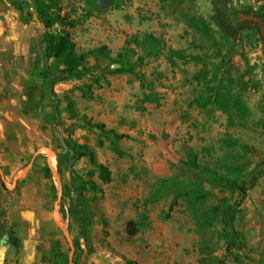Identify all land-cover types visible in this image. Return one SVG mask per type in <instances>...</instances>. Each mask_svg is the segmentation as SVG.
Segmentation results:
<instances>
[{
	"label": "rangeland",
	"instance_id": "obj_1",
	"mask_svg": "<svg viewBox=\"0 0 264 264\" xmlns=\"http://www.w3.org/2000/svg\"><path fill=\"white\" fill-rule=\"evenodd\" d=\"M54 1L76 21L71 38L90 71L55 84L57 117L0 95V173L14 189L0 196V264H47L58 241L71 264H264V175L250 177L264 160L263 38L245 24L241 53L222 65L233 39L213 21L216 4L264 23V0ZM126 50L134 73L111 61ZM66 137L94 153L71 162L92 186L89 239L70 212ZM234 184L247 188L236 208Z\"/></svg>",
	"mask_w": 264,
	"mask_h": 264
},
{
	"label": "trees",
	"instance_id": "obj_2",
	"mask_svg": "<svg viewBox=\"0 0 264 264\" xmlns=\"http://www.w3.org/2000/svg\"><path fill=\"white\" fill-rule=\"evenodd\" d=\"M33 9L38 21L44 29L41 45L46 65L41 73V76L46 83V88L54 104H56L57 100L54 92L55 84L71 79L79 80L90 71L89 66L86 65L87 54L76 53L75 43L72 40L70 33V29L75 27L76 21L67 20L66 17H61V10L57 7L54 0H33ZM240 14L253 15L256 18H259L264 26V23L258 14L246 11H236L231 13V10H229L226 6L214 5L213 21L215 25L233 39V44L228 54L221 61L222 65H226L233 56L241 53L242 40L240 36V29L245 24L257 27V25H253L251 21L239 22L238 18ZM94 52H98L101 55L106 54L107 56V52L104 47L97 48ZM130 53L132 52H128L126 50L123 53H119L114 59H111L114 64L118 65V68L115 69L116 72L134 73V66L136 64L134 62H130ZM50 60L51 62L49 63ZM138 61H141V58H138ZM53 68L56 71L55 73L53 72ZM51 110L53 115L57 117V109L52 107ZM95 128L104 132L103 125L97 124L95 125ZM106 133L112 135L115 139L124 137L123 135L114 133L112 130H109ZM61 146L69 163V183L67 185V189H69L72 194L73 202L70 212L79 226V233L81 236L85 239H89L90 228L93 224V212L86 197V192L89 191L92 186H90L89 182H87L82 176L75 173L72 169L71 162L74 159L80 158H86L90 162H94V153L86 145L78 144L70 137L62 139ZM59 167L60 165L58 164V169ZM97 169L99 172V179L104 183H108L110 181V172L108 168L102 164H97ZM263 175L264 160L258 162L254 166L251 170L250 177L256 181ZM233 187L240 195L237 204L234 206L236 208L245 199L247 188L244 184H234ZM12 191H14V189L9 190V188H7L0 173V196L3 192ZM2 216H4V212L0 209V219ZM223 222L225 238L229 244H232L238 233L233 230L231 219L227 215L223 217ZM4 232V225L0 223V234ZM236 257H238V255ZM129 263L134 264V261H129ZM56 264H58L57 261Z\"/></svg>",
	"mask_w": 264,
	"mask_h": 264
},
{
	"label": "crops",
	"instance_id": "obj_3",
	"mask_svg": "<svg viewBox=\"0 0 264 264\" xmlns=\"http://www.w3.org/2000/svg\"><path fill=\"white\" fill-rule=\"evenodd\" d=\"M226 1L236 6L238 0ZM43 35L31 4L0 0V95L5 94L19 111L51 117L52 98L41 76L46 65ZM63 247L61 241L47 245V264H71V256Z\"/></svg>",
	"mask_w": 264,
	"mask_h": 264
},
{
	"label": "water",
	"instance_id": "obj_4",
	"mask_svg": "<svg viewBox=\"0 0 264 264\" xmlns=\"http://www.w3.org/2000/svg\"><path fill=\"white\" fill-rule=\"evenodd\" d=\"M238 21L239 22L251 21L253 25H257L260 36L263 38V43H264V26L262 25L261 20L259 18H256L253 15L240 14Z\"/></svg>",
	"mask_w": 264,
	"mask_h": 264
},
{
	"label": "flooded vegetation",
	"instance_id": "obj_5",
	"mask_svg": "<svg viewBox=\"0 0 264 264\" xmlns=\"http://www.w3.org/2000/svg\"><path fill=\"white\" fill-rule=\"evenodd\" d=\"M221 2H222L223 4H227L225 0H221Z\"/></svg>",
	"mask_w": 264,
	"mask_h": 264
}]
</instances>
